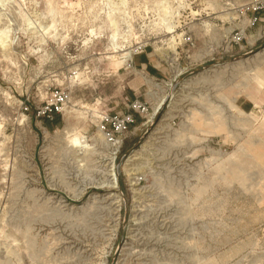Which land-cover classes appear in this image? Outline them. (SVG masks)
<instances>
[{
  "label": "rangeland",
  "instance_id": "374dc122",
  "mask_svg": "<svg viewBox=\"0 0 264 264\" xmlns=\"http://www.w3.org/2000/svg\"><path fill=\"white\" fill-rule=\"evenodd\" d=\"M235 2L0 0V264H264V22Z\"/></svg>",
  "mask_w": 264,
  "mask_h": 264
},
{
  "label": "built area",
  "instance_id": "2783aa9c",
  "mask_svg": "<svg viewBox=\"0 0 264 264\" xmlns=\"http://www.w3.org/2000/svg\"><path fill=\"white\" fill-rule=\"evenodd\" d=\"M234 5L233 9L239 12L243 17H245L246 13H249L251 25L264 22V0H247L243 3H238L236 1ZM239 40L240 37H237V41ZM186 42H189V44L193 46L190 38L187 39ZM65 98V94L61 91L51 93V102L38 112V114L41 113L43 117H51V113L53 112L59 114ZM131 110L134 112H140V110L146 111L137 101L133 103ZM134 122L135 116L132 112L114 115L104 114L100 117L98 131L103 134V138L107 143L120 144L123 134Z\"/></svg>",
  "mask_w": 264,
  "mask_h": 264
},
{
  "label": "trees",
  "instance_id": "16d2710c",
  "mask_svg": "<svg viewBox=\"0 0 264 264\" xmlns=\"http://www.w3.org/2000/svg\"><path fill=\"white\" fill-rule=\"evenodd\" d=\"M58 117H59V115L57 114V113H51V117L50 118H52V120L54 121V122H56L57 121V119H58ZM47 120V119H46Z\"/></svg>",
  "mask_w": 264,
  "mask_h": 264
},
{
  "label": "crops",
  "instance_id": "0c3cea01",
  "mask_svg": "<svg viewBox=\"0 0 264 264\" xmlns=\"http://www.w3.org/2000/svg\"><path fill=\"white\" fill-rule=\"evenodd\" d=\"M238 3L246 2L247 0H236ZM239 109V108H238ZM240 110V109H239Z\"/></svg>",
  "mask_w": 264,
  "mask_h": 264
},
{
  "label": "bare ground",
  "instance_id": "6f19581e",
  "mask_svg": "<svg viewBox=\"0 0 264 264\" xmlns=\"http://www.w3.org/2000/svg\"><path fill=\"white\" fill-rule=\"evenodd\" d=\"M98 133L100 134L101 137H103V134H102L100 131H99ZM73 141L76 143V138L73 139ZM73 145H74V144H73Z\"/></svg>",
  "mask_w": 264,
  "mask_h": 264
}]
</instances>
